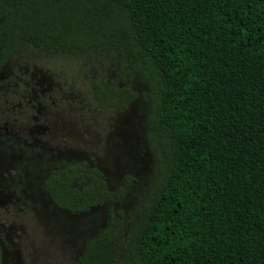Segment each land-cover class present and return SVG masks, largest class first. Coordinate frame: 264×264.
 <instances>
[{
  "label": "trees",
  "instance_id": "trees-1",
  "mask_svg": "<svg viewBox=\"0 0 264 264\" xmlns=\"http://www.w3.org/2000/svg\"><path fill=\"white\" fill-rule=\"evenodd\" d=\"M10 61L82 67L99 111L146 84L158 173L132 220L86 161L42 179L68 214L107 205L78 264H264V0H0Z\"/></svg>",
  "mask_w": 264,
  "mask_h": 264
},
{
  "label": "rangeland",
  "instance_id": "rangeland-1",
  "mask_svg": "<svg viewBox=\"0 0 264 264\" xmlns=\"http://www.w3.org/2000/svg\"><path fill=\"white\" fill-rule=\"evenodd\" d=\"M83 70L0 67V264H78L83 241L103 226L107 205L71 215L50 202L42 184L49 169L81 160L96 166L108 189L124 188L111 206L127 220L155 181L145 82L132 79L137 96L127 107L99 111Z\"/></svg>",
  "mask_w": 264,
  "mask_h": 264
}]
</instances>
